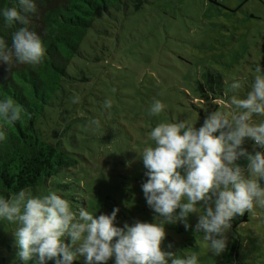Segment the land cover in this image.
Here are the masks:
<instances>
[{
  "label": "rangeland",
  "instance_id": "rangeland-1",
  "mask_svg": "<svg viewBox=\"0 0 264 264\" xmlns=\"http://www.w3.org/2000/svg\"><path fill=\"white\" fill-rule=\"evenodd\" d=\"M81 49L64 85L66 98H55L43 127V135L60 140L78 163L26 190L52 188L97 214L119 207L121 226L153 222L141 187L147 169L137 150L152 143L149 132L162 121L190 119L199 126L209 108L222 109L233 79L251 82L257 65L264 68V0H142L139 8L131 3L99 17ZM155 99L166 108L153 116L148 109ZM245 147L252 151L251 141ZM247 215L244 222L234 218L238 227L231 225L219 256L194 230L198 213L189 216L187 230L179 222L166 224L161 247L199 253V264H264V209ZM11 228L0 224V264H23ZM228 253L232 263L225 262ZM76 260L85 264L82 256Z\"/></svg>",
  "mask_w": 264,
  "mask_h": 264
},
{
  "label": "clouds",
  "instance_id": "clouds-1",
  "mask_svg": "<svg viewBox=\"0 0 264 264\" xmlns=\"http://www.w3.org/2000/svg\"><path fill=\"white\" fill-rule=\"evenodd\" d=\"M36 12L37 0H11V6L0 7V32L15 28L10 43L0 34V65L7 73L21 65L39 66L46 58L42 35L32 26ZM255 72L251 82L233 79L231 96L219 102L222 109L209 108L199 126L190 119L165 120L150 130L152 143L137 152L147 169L141 187L153 222L121 226L119 207L97 214L52 188L39 194L21 189L11 198L0 192V224L12 225L23 264H72L81 256L85 264L110 259L113 264H199V253L174 254L161 247L165 225L179 222L187 230L193 213H198L195 232H203L214 256L222 254L234 218L264 209V68L257 65ZM104 107L110 109L111 100ZM165 108L155 99L148 111L155 116ZM24 115L22 105L0 93V142ZM248 141L252 151L245 147Z\"/></svg>",
  "mask_w": 264,
  "mask_h": 264
},
{
  "label": "trees",
  "instance_id": "trees-1",
  "mask_svg": "<svg viewBox=\"0 0 264 264\" xmlns=\"http://www.w3.org/2000/svg\"><path fill=\"white\" fill-rule=\"evenodd\" d=\"M131 3L139 8L142 0H37L31 19L46 45L44 62L36 67L21 65L9 73L0 65V93L25 109L24 118L10 125L7 138L0 142V192L7 197L40 186L77 165L78 159L60 140L43 135V127L58 101L66 98L64 85L73 77L70 67L81 54L89 29L99 17L128 10ZM8 6L11 0H0V7ZM14 30L3 27L0 34L10 43ZM238 218L244 222L248 215ZM232 227L238 226L232 222ZM232 255L228 253L226 263H232ZM72 264L84 263L74 260Z\"/></svg>",
  "mask_w": 264,
  "mask_h": 264
}]
</instances>
